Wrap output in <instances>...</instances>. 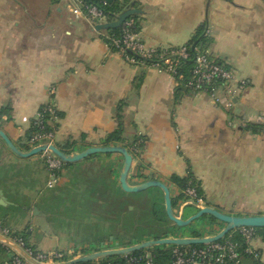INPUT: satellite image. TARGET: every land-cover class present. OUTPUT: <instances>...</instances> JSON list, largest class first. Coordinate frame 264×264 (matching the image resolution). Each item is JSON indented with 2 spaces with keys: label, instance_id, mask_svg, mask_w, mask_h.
Listing matches in <instances>:
<instances>
[{
  "label": "crops",
  "instance_id": "0c3cea01",
  "mask_svg": "<svg viewBox=\"0 0 264 264\" xmlns=\"http://www.w3.org/2000/svg\"><path fill=\"white\" fill-rule=\"evenodd\" d=\"M125 1L140 11V37L148 46H183L200 27L207 29L202 44L246 80L233 104L226 107L222 94L216 104L205 93L176 86L167 73L107 54L104 30L74 16L68 0H0V130L20 152L29 150L30 121L53 87L61 116L56 147L65 145L70 154L121 147L103 144L121 122L125 141L136 139L129 186L161 181L171 200L178 199L180 190L169 178L189 171L203 192L200 207L263 215L264 133L246 125L264 115V0ZM123 166L119 153H95L64 162L49 187L41 153L19 156L0 137V223L23 233L35 250L66 253L67 261L224 229L210 215L175 225L159 187L122 189ZM181 199L172 206L176 216L197 213ZM251 247L258 257L244 256L241 264H264V234L257 233ZM171 248L163 249L171 254ZM13 251L0 240V264H11Z\"/></svg>",
  "mask_w": 264,
  "mask_h": 264
},
{
  "label": "built area",
  "instance_id": "2783aa9c",
  "mask_svg": "<svg viewBox=\"0 0 264 264\" xmlns=\"http://www.w3.org/2000/svg\"><path fill=\"white\" fill-rule=\"evenodd\" d=\"M71 13L76 17H84L95 23L108 22L102 7L108 4V0H97L98 7L95 4L88 5L82 0H68ZM136 20L128 17L119 26L118 35H104V43L107 54L118 53L125 61L130 64H140L160 72L167 73L174 79L176 86H182L191 93H205L209 95L214 103H220L224 96L226 107L233 104V99L240 90L246 86V80L236 75L235 71L226 63L219 61L210 51L207 45H194L189 52L190 46H148L140 37V29L134 25ZM206 29L203 35L208 34ZM191 59V65H185L184 61ZM220 93V94H219ZM49 99L43 103L44 107L38 109L34 125L44 129L43 114L49 115L48 120H56L54 88H48ZM222 94V95H221ZM41 108V107H40ZM2 115L0 114V121ZM261 131L264 133V115L257 119ZM58 129L51 131H36L30 134L26 140L29 148L40 145H54L55 133ZM44 164L46 165L52 180L48 186L52 187L58 172L63 166V161L51 150L41 153ZM184 197L181 199L182 206L195 205L200 207L203 203L202 197L198 196L194 187L187 186L183 191ZM237 234L241 237L244 249H241V243L235 240L233 235L222 238L216 242L205 245H174L171 248L170 264H241L244 256L258 257V252L251 247L252 240L257 236L255 227H239ZM0 235L12 240L25 252L42 264H56L67 261L68 256L62 251L42 252L35 249L25 248L24 240L9 227L0 223ZM128 255V254H126ZM154 255L151 252H145L138 256H126V264H153ZM11 264H33L19 252L13 251Z\"/></svg>",
  "mask_w": 264,
  "mask_h": 264
},
{
  "label": "water",
  "instance_id": "95a60500",
  "mask_svg": "<svg viewBox=\"0 0 264 264\" xmlns=\"http://www.w3.org/2000/svg\"><path fill=\"white\" fill-rule=\"evenodd\" d=\"M108 1L110 2L111 0H108ZM138 13H140L139 10L128 8L124 10L122 13H120L119 15H117V17L113 21L105 22V23H98L95 26V28L97 30H109V29L117 28L128 17H130L133 14H138ZM0 137L5 141V143L9 146V148L14 153L18 154L19 156L29 157L31 155L42 153L46 150H51L65 163L77 162L95 153H119L124 158V166H123V170L120 176V184L124 191L139 192L149 187H159L164 193L166 215L170 221H172L175 225L179 227L187 226L191 222L199 219L200 217L204 215H210L225 224V227L222 231H220L218 234L211 236V237L157 239L153 241H147V242L138 244L136 246L128 247V248H123V249H118V250L98 251V252L83 255L76 259H72L69 261H65L63 263H56V264L86 263V262H91V261H95L98 259L106 258L109 256L126 255V254L133 253L135 251L149 249L150 247L159 246V245H172V246L174 245H205V244L213 243V242H216L222 239L230 231H232L233 229L239 228V227L264 228V214L263 215H252V216H233V215L223 214L217 211L216 209H212L210 207H198L197 213H195L194 215H192L191 217L187 219H182V217L176 216L175 213L173 212L170 191L163 182L157 181V180H150V181H145L141 184L134 185V186L128 185L127 174H128V171L132 163V155L128 153V151L124 147H119V146L89 147L80 153L66 154L63 151H61L58 147H56L55 145H40V146L32 147L25 152H20L13 145V143L10 141V139L7 137V135L2 130H0ZM0 240L6 243L7 245H10L14 249H16L22 256L28 259L31 263L42 264L34 260L32 257H30L25 252L24 249L19 247L12 240L2 235H0Z\"/></svg>",
  "mask_w": 264,
  "mask_h": 264
},
{
  "label": "trees",
  "instance_id": "16d2710c",
  "mask_svg": "<svg viewBox=\"0 0 264 264\" xmlns=\"http://www.w3.org/2000/svg\"><path fill=\"white\" fill-rule=\"evenodd\" d=\"M82 1L88 5L95 4L101 8V6L97 2V0H82ZM131 5L132 4L129 1H125V0H111L110 2L108 1V4L104 7H102V9L106 15L107 21L111 22L117 17V15L122 13L128 7H131ZM138 17H139L138 14H133L130 16V18L136 20V23H134L136 28L140 29L139 22L137 21ZM120 29H121L120 27H117V28H113V29H109V30H104V32L106 34H109V35H118L120 33ZM203 41H204V35H203V26H202L196 32L195 36L187 43V45L190 46L189 52L191 53V49L194 45L201 44ZM192 62H193V60L191 59V55H190L189 59L184 61L185 65H187V66L191 65ZM186 90H188V89H186ZM40 107H39V109L41 110L44 107V105L42 104ZM55 116H56V120H48L49 115L43 114V117H41V119L43 120V124H44L43 130H40L39 126L34 125L35 118H32L30 121V126L27 130V133H26V140L29 138L30 134L33 132H36V131H46L47 132V131L53 130L54 128L58 129L59 120H60L61 116H60V112H58L57 109L55 111ZM246 127H248L249 129H251L254 132L261 130L260 125L255 124V123H247ZM122 134H123L122 124H121V122H119L117 128L105 137L103 144H105V145L120 144L121 147H124L128 151V153H130L133 156L134 153L131 150V148H132V146H134L136 139L133 140L132 142H127L123 138ZM140 144H141V141L137 144V146H139ZM59 149L66 154H70V151L65 148V145H63ZM169 180L172 183H174L178 187V189L180 190V195H179L178 199L184 197L183 191L185 190V188L187 186L194 187L198 196L203 198V192H202V189L199 185V182L192 176L191 172L188 171V173L184 177L172 175V176H170ZM178 199H172V206L176 205ZM255 229H256V232L258 234H262V236H263L264 228H255ZM17 234L23 238L24 243H25V248L33 250V247H31L29 244H27L25 237H24L25 235L23 233H17ZM231 234L233 235L235 240H237L238 242L241 243V249L243 250L245 245L243 244L241 237L237 234V229H233L232 231H230L228 234L225 235L224 238H227ZM196 246H200V245H196ZM147 251L151 252L154 255L153 264H163L165 261H167V263L170 264V253H169L168 249H160L159 247H158V249H157V247H155L151 250L150 249H143V250L135 251V252L130 253L128 255L109 256V257L98 259L95 261L86 262V263H77V264H126V256L127 257L138 256V255L144 254Z\"/></svg>",
  "mask_w": 264,
  "mask_h": 264
},
{
  "label": "rangeland",
  "instance_id": "374dc122",
  "mask_svg": "<svg viewBox=\"0 0 264 264\" xmlns=\"http://www.w3.org/2000/svg\"><path fill=\"white\" fill-rule=\"evenodd\" d=\"M210 49V48H209ZM215 219V218H214ZM170 245H159V246H157V249H158V247L159 248H161V249H163V248H165V247H169ZM153 248H155V247H150L149 249L151 250V249H153Z\"/></svg>",
  "mask_w": 264,
  "mask_h": 264
}]
</instances>
